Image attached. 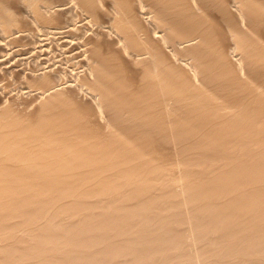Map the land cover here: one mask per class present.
<instances>
[{
  "label": "bare ground",
  "instance_id": "6f19581e",
  "mask_svg": "<svg viewBox=\"0 0 264 264\" xmlns=\"http://www.w3.org/2000/svg\"><path fill=\"white\" fill-rule=\"evenodd\" d=\"M17 78L0 264H264V0H0Z\"/></svg>",
  "mask_w": 264,
  "mask_h": 264
},
{
  "label": "rangeland",
  "instance_id": "374dc122",
  "mask_svg": "<svg viewBox=\"0 0 264 264\" xmlns=\"http://www.w3.org/2000/svg\"><path fill=\"white\" fill-rule=\"evenodd\" d=\"M10 83L4 82V86L0 88V105L9 104L12 99L18 100V102L22 103L24 106H28L31 109L35 108L36 102L39 100L37 95L32 92L27 85L25 84V80L23 79H10ZM3 84V83H2ZM7 85V86H6ZM11 86V87H10ZM14 86V87H13ZM6 87V88H5ZM9 88V89H8ZM5 89V90H4ZM11 89V90H10ZM28 91V92H27ZM5 92V93H4ZM11 93V94H10ZM13 93V94H12ZM8 94V95H7ZM7 96V97H6ZM11 97V98H10ZM11 100V101H10ZM5 101V102H4ZM18 103V104H19ZM38 103V102H37ZM21 105V104H19ZM32 106V107H31ZM30 109V110H31Z\"/></svg>",
  "mask_w": 264,
  "mask_h": 264
}]
</instances>
